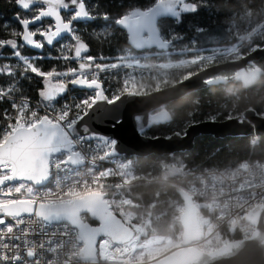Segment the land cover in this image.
<instances>
[{"label": "snow or ice", "instance_id": "6c2138e0", "mask_svg": "<svg viewBox=\"0 0 264 264\" xmlns=\"http://www.w3.org/2000/svg\"><path fill=\"white\" fill-rule=\"evenodd\" d=\"M210 2L154 0L146 9L123 7L113 16L86 0H14L20 10L15 18L19 30L7 22L0 25L11 36L0 38V264H110L114 253L123 250L117 239L120 226L112 217L120 189L106 181H123L131 163L116 164L122 151L117 138L85 121L100 103L114 105L124 97L149 94L140 80L161 68L190 69L171 81L173 86L220 63L240 61L243 66L234 79L247 86L264 78V65L255 62L256 55H264V24L250 26L246 35L233 32L238 43L210 53L200 43L209 29L207 21L193 23L185 35L186 18L207 10ZM241 12L231 14L230 27H238L237 17L250 20L253 6H242ZM97 20L111 24L91 28L114 27L125 33L127 47L119 55L92 54V39L81 31V22ZM166 20L172 22L167 27ZM112 38L101 34L97 42ZM173 55L180 58L175 64L170 63ZM102 74L120 78L116 91L105 87ZM228 79L213 75L201 78V84ZM33 82L38 85L36 97L24 90ZM76 89L85 94L69 102ZM154 90H162L160 83ZM248 116L258 117L264 131V109L228 112L223 118L244 124ZM135 119V131L143 135L171 116L161 109L146 120ZM121 123L119 117L111 121L113 128ZM173 135L186 138L188 131L181 128ZM104 162L113 166L103 167ZM109 189L116 196L110 197Z\"/></svg>", "mask_w": 264, "mask_h": 264}, {"label": "trees", "instance_id": "16d2710c", "mask_svg": "<svg viewBox=\"0 0 264 264\" xmlns=\"http://www.w3.org/2000/svg\"><path fill=\"white\" fill-rule=\"evenodd\" d=\"M154 0H87L88 6H97L100 10H107L113 16L119 14L123 7L136 6L148 8ZM253 6L254 15L250 20L236 18L238 27L232 28L233 15L239 13L242 16V6ZM20 12L14 0H0V25L7 22L11 29L19 30L16 23V15ZM64 14V13H63ZM207 21L209 29L205 37H201L200 43L208 50L222 46H229L238 41L232 33L238 31L240 35H246V29L252 25L264 24V0H211L207 10H201L197 15H189L182 27L188 29L185 35L190 33L193 23ZM49 21L46 19L45 23ZM81 31L92 39L91 52L96 56L115 57L121 49L127 47L125 33L114 27L91 28L92 26L104 27L111 21H83ZM171 20L164 22L165 27L171 24ZM101 34H111L110 42H97ZM0 38H11L10 34L0 31ZM180 45L178 47H182ZM173 55L171 60H178ZM3 61H0L2 63ZM163 62V61H160ZM257 65H264V55L257 61ZM50 62H46L47 64ZM181 72L182 73H185ZM230 76L232 73H223ZM106 82L118 87L119 77L110 76ZM4 79V78H0ZM38 85L26 84L24 90L36 97L35 88ZM78 99L85 93L76 89ZM90 94V93H88ZM252 107L257 111L264 109V78L258 79L253 85L245 87L240 81L231 80L225 83L209 85L201 90L190 93L171 102L167 109L171 120L157 123L150 127L146 134L150 136L170 135L175 130L186 128L188 125L211 119L224 120L228 112L238 114ZM264 160V135H243L216 137L213 135H200L195 139L194 147L189 151L174 154L156 155L136 159L134 172L140 176H150L162 170L170 173L183 172L189 168H223L236 167L243 160ZM182 167L175 171L169 166ZM180 190L168 182H152L120 189L119 196L109 190V196H116V204L112 210L122 216L121 209L135 213L134 221L145 224L148 233H158L171 236L175 241L181 233L182 225L180 215L184 209ZM121 199L127 200L122 202ZM91 222V220H90ZM181 238V237H180Z\"/></svg>", "mask_w": 264, "mask_h": 264}, {"label": "built area", "instance_id": "2783aa9c", "mask_svg": "<svg viewBox=\"0 0 264 264\" xmlns=\"http://www.w3.org/2000/svg\"><path fill=\"white\" fill-rule=\"evenodd\" d=\"M177 62L178 60H175L170 63ZM189 70L161 68L155 70L152 76L143 77L140 82L151 92L157 83H160L161 88L171 85V81L181 75V72ZM102 75L105 87H111L112 91H116L118 87L106 82L110 81L112 75ZM164 79H168L170 83L165 85L162 82ZM68 100L69 102L79 100L75 90L69 94ZM136 159L135 156L120 154L116 164L131 163L125 170L127 174L123 181L119 177H110L106 183L118 184L119 189H124L152 182H168L191 195L197 209V218L190 224L193 240L188 246L210 253L232 242L248 240L255 234V224L247 219L257 207L264 205V160L246 159L236 167L189 168L174 174L165 169L150 176H140L134 172ZM102 166L112 167L113 164L104 162ZM47 187L51 188L53 185L49 183ZM126 224L132 229L133 236L130 240L120 243L123 250L118 249L114 253L110 264H144L156 257L150 259L149 255L164 251L160 255L162 256L182 245L181 240L176 245L171 236L149 234L146 226L140 221L132 220ZM137 254L141 256L137 258Z\"/></svg>", "mask_w": 264, "mask_h": 264}, {"label": "water", "instance_id": "95a60500", "mask_svg": "<svg viewBox=\"0 0 264 264\" xmlns=\"http://www.w3.org/2000/svg\"><path fill=\"white\" fill-rule=\"evenodd\" d=\"M261 56L263 55H256L255 61ZM243 63V61L236 64L220 63L217 67H211L207 72H201L199 77H194L191 81H187L184 84H175L174 86L171 84L161 88L162 90L159 92L154 90L147 95L124 97L114 105L100 103L97 109H94L89 117L85 118V121L90 128L103 131L106 135L117 138L118 151L122 149L120 154L137 158L151 154L162 156L189 151L194 147L195 139L200 135L210 134L216 137L250 134L264 135V131H261L260 119L258 117L253 119L251 116H248L244 124H238L235 120L228 121L226 119H216L215 121L209 119L192 123L186 127L188 131L186 138H177L173 133L167 136H150L146 134L149 128H146L143 135H138L135 131L137 127L135 118L137 116L141 117L142 120H146L156 111L161 109L168 111L167 106L171 102L209 86L201 84V78L206 79L213 75L229 77L227 81L220 83L236 80L234 79L235 73L240 70ZM223 73H232V75L225 76ZM240 82L243 84L242 81ZM253 84L244 86L249 87ZM247 109H252V107ZM116 117H119L122 123L113 128L111 121ZM249 125L253 126L251 131H249ZM180 196L184 205L180 215V222L183 228L181 235L182 245L174 251L144 264H264V205L257 207L247 219L256 226L255 234L250 239L235 241L222 246L215 252L206 253L195 247L188 246L193 240L190 234V224L197 218V209L191 195L181 191ZM112 217L120 226L121 231L117 237L118 241L123 243L130 240L133 236V231L126 224L123 217L113 210ZM90 220L93 219L89 218V223H91Z\"/></svg>", "mask_w": 264, "mask_h": 264}, {"label": "rangeland", "instance_id": "374dc122", "mask_svg": "<svg viewBox=\"0 0 264 264\" xmlns=\"http://www.w3.org/2000/svg\"><path fill=\"white\" fill-rule=\"evenodd\" d=\"M237 42H239V41H236V42H234V43H237ZM233 43V44H234ZM232 45V44H231ZM230 46V45H229ZM229 46H222V47H217V48H210V50H209V53L212 51V50H214V49H221V48H226V47H229ZM179 60V59H178ZM171 61H175V60H171ZM170 61V62H171ZM163 62H169V61H163ZM149 92V91H148ZM170 168H172V169H174L175 171H179L178 169H182V167H176L175 165H171V166H169ZM178 173H181V171L180 172H178ZM121 201L122 202H127V200H124V199H121ZM120 212L122 213V217L124 218V220L126 221V222H130V221H132L133 220V218L135 217V213L134 212H132V211H126V210H124V209H121L120 210ZM144 224V223H143ZM145 225V224H144ZM182 227V226H181ZM183 229V228H182ZM182 229H181V234L180 235H178V237L176 238V241H175V243H176V245H178L179 243H180V237H181V235H182ZM164 253V251H158L157 253H154V254H151V255H149L150 257V259L151 258H153L154 256H156L154 259H156V258H158L161 254H163ZM139 256H141V255H138L137 254V258L139 257Z\"/></svg>", "mask_w": 264, "mask_h": 264}, {"label": "flooded vegetation", "instance_id": "af4514ba", "mask_svg": "<svg viewBox=\"0 0 264 264\" xmlns=\"http://www.w3.org/2000/svg\"><path fill=\"white\" fill-rule=\"evenodd\" d=\"M91 223H92V224H96V222H95L94 220H91Z\"/></svg>", "mask_w": 264, "mask_h": 264}]
</instances>
